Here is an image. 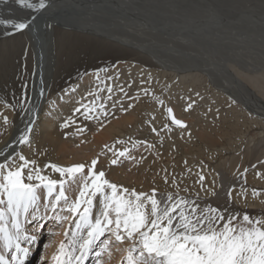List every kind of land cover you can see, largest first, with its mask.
Segmentation results:
<instances>
[{
    "label": "bare ground",
    "instance_id": "6f19581e",
    "mask_svg": "<svg viewBox=\"0 0 264 264\" xmlns=\"http://www.w3.org/2000/svg\"><path fill=\"white\" fill-rule=\"evenodd\" d=\"M249 18L255 22L254 26L249 24L247 20ZM2 19L28 23L29 27L20 32H14L11 25L0 24V44L8 41L9 38L24 36L21 42H24L23 45L28 44L27 47L31 50L33 67L27 90L24 87L23 73L19 78H14L13 87L8 89L2 87L0 105H9V113L14 114L13 123L11 124L10 120L8 124L11 128L0 141V151H4V156L0 157V163H3L4 159L14 151L24 150L25 153H29L37 145L46 147L50 144V153L46 156L53 157L52 153L55 154L64 146L62 136L66 127L61 125L66 120L63 117L69 116L81 105L93 108L96 105L111 104L116 98L107 99L110 95H114L112 90L120 95L125 91H131L127 96L135 91L138 93L137 96H140L146 93L143 87H152L156 90V94H159L161 85L165 87L170 80H184L189 76L203 80L207 86L210 85L209 81H213V75H216L215 79L221 76L226 86L224 82L217 85L234 86L233 89L231 88L233 94L236 93L233 99H236L238 103H231L232 99L231 102L229 101L231 105L228 104L227 113H222L220 116L223 123L219 128L213 127L212 120L205 122V132L199 138L204 140L203 146L197 144L198 149L212 145L217 140L215 134L230 136L243 131L248 127L243 120L248 119L253 125H264V120L261 119L264 118V96L257 91L261 79L253 77L252 72L250 76L249 72L245 73L242 70L248 69L249 65L245 57H256L258 64L264 68V0H48L47 6L40 10L21 8L15 0H8L7 4L4 0H0V20ZM212 21L222 26V38L219 36L216 24ZM64 28L73 29L89 37L94 36L96 40L91 43L93 44L91 46L90 43L74 44L71 50L61 53V61L57 63L58 45L66 42V31L62 32ZM252 31L254 33L249 36L247 32ZM230 40L234 43L237 41L239 44L236 45L240 47L229 45ZM223 47L228 50H223ZM225 51L226 57L234 60L225 58L230 62H219L212 60V56L209 57L212 53L220 52L221 54ZM202 58L205 59L202 60ZM121 61L125 64L121 65ZM191 70L196 72L192 73ZM259 70L258 66L254 71ZM2 77L6 79L7 76L2 75ZM201 80L197 82L201 83ZM208 87L215 89L213 85ZM12 89L13 91L10 92ZM167 101L165 100L163 106L158 107L159 109L155 107L148 109L149 114L144 118L146 122L155 119L158 123L162 122L161 125L164 126L163 116L165 109L168 108L167 104L170 103ZM120 105L127 115H121L118 121L124 122L125 129L129 133L135 130L141 132L149 130L150 127L146 126V122L143 124L138 122L139 114L133 109L134 106L130 108L125 100L121 101ZM245 107L260 116L246 114ZM157 110H161V116H151ZM179 112L180 109L177 111V116L181 115ZM236 112H241L243 118L237 117ZM129 117H136V123L132 126L126 125V122L130 121ZM70 119L79 120L75 115L70 116ZM239 120L245 126L244 128L238 126ZM29 121L33 122V131L29 134L30 143H14ZM82 123L87 122L82 121ZM117 127V122L112 121L106 125L103 133L94 136V141L106 139ZM194 128L195 126L189 128L191 136L198 138ZM167 130L174 136L182 128L169 125ZM9 145L11 147H6ZM65 150L66 145L62 151ZM107 157L108 154L101 157L105 162H102V159L99 160L96 171L103 170L107 174L106 162L109 160L106 159ZM244 159L245 156L240 155L237 162L234 161L236 164L234 168L241 166ZM71 165L73 164L69 166ZM50 172L54 179L59 176L58 173ZM110 172H117V170ZM85 174H87V168ZM205 177L209 181L206 187L214 189L215 178ZM173 180H176L174 176L167 181L163 179L155 184L145 180L146 188L153 185L162 189L173 188L169 183ZM249 181L257 185L264 184V177L256 179L253 175L250 176ZM141 182L144 183V181ZM196 183L194 181V184L189 187L206 194L205 191L202 192L201 185L197 186ZM232 193L233 199L239 206H244V200L249 199L243 191L236 190ZM76 194L77 187L73 185L69 195L74 199ZM161 194L158 192V198ZM262 196L260 194L255 197L258 200L249 203V208L247 205L244 207L255 217L264 215V205L259 202ZM42 205L43 199L40 214L51 217L53 215L51 210L44 209ZM64 215L68 213L65 212ZM62 224L60 227L52 219L32 221L29 217V222L25 224V234L37 236L36 241L31 244L37 245L36 242L40 241L46 232H50L51 228V234L48 235L50 237L46 239L51 241L50 243L46 241L44 249L48 254L40 257L38 263L46 261L45 264H51V257L57 251L59 243L65 239L64 230L69 227L66 221ZM38 225L42 226L34 232ZM54 227L59 228L55 231L59 233L51 236ZM121 244L122 248L124 245L126 248L125 243ZM21 246L29 248L30 252L33 251V246L27 240H22ZM90 259L89 255L85 264H88Z\"/></svg>",
    "mask_w": 264,
    "mask_h": 264
},
{
    "label": "snow or ice",
    "instance_id": "6c2138e0",
    "mask_svg": "<svg viewBox=\"0 0 264 264\" xmlns=\"http://www.w3.org/2000/svg\"><path fill=\"white\" fill-rule=\"evenodd\" d=\"M15 3L21 8L40 10L47 6L48 0H15ZM0 24L11 25L14 32L29 27L27 22L11 19H2ZM81 107L85 113L95 111L85 105ZM103 109L101 104L100 110ZM74 111L79 113L81 109ZM165 112L173 125L186 127L171 108ZM3 119L5 124L9 123L7 117ZM85 119L91 120L93 116L85 115ZM68 123L61 127H67ZM163 127L168 129L169 125L165 123ZM32 131L33 122L29 121L14 143L29 144ZM152 131L157 129L153 127ZM128 153V148L117 149L110 164L117 165ZM3 156L4 151H0V157ZM97 164V158L90 165L46 164L45 168L60 176L53 179L43 174L35 160L20 152L14 151L0 163V264H25L30 249L22 247L21 241L31 244L37 239L34 234H25L29 217L32 221L52 219L57 224L66 221L69 225L51 264H85L90 254L94 255L95 264H102L101 257L107 253L110 259L112 254V240L101 239L106 235L117 243L129 242L120 264H264V215L252 217L247 212L239 215L227 209L201 207L197 200L180 196L179 192L161 194L159 198L155 188L150 193L137 192L110 182L103 170H95ZM198 176L201 190L206 195H215L213 189L204 185V175ZM73 185L77 187L74 199L69 195ZM260 194V190L252 189L253 197ZM228 195L231 198V190ZM196 196L199 198V193ZM42 199L43 208L53 213L51 217L40 214Z\"/></svg>",
    "mask_w": 264,
    "mask_h": 264
},
{
    "label": "rangeland",
    "instance_id": "374dc122",
    "mask_svg": "<svg viewBox=\"0 0 264 264\" xmlns=\"http://www.w3.org/2000/svg\"><path fill=\"white\" fill-rule=\"evenodd\" d=\"M247 20L250 25H255L253 19L249 18ZM216 26L220 33L219 36L222 38V26H218L217 24ZM63 30L62 32L66 31L67 37L65 38V44L59 43L58 45L57 63L58 61H61V53L65 50H71L74 44L90 43L91 46L93 45L91 43L96 40V37L94 36L89 37L86 36V34L79 33L70 28H64ZM253 33V31L247 32L249 36H251ZM21 40H24V36H17L15 39L9 38L8 41L0 44V98L2 94V87L5 89L13 87L14 78H19L22 76V73L25 77L24 87L26 90L28 89L33 67L31 64L32 53L29 47H27L28 44L23 45L24 42L22 43ZM228 42H230L229 45L233 47H240V45H236L238 43L237 41L235 43L233 40ZM222 49L228 50L226 47H223ZM235 50L238 49L235 48ZM205 55L208 56L207 54ZM209 57H211L212 60L219 62L227 61L226 59L234 60L231 59V57H226V51L221 52V54L220 52L219 54L212 53V55L210 54ZM204 59L205 58H202V60ZM244 59L248 61L247 64L249 65L248 69L242 70L245 71V73L249 72L250 76L253 73V77L261 79H259L261 83H258L257 91L260 92L262 96H264L263 66L258 64L256 57H245ZM123 64H125V62L121 63V65ZM258 66L260 67V70L254 71L256 68H258ZM191 72H196V70H191ZM2 75H6V79L3 78ZM217 75L219 74L217 73ZM128 76H130V74ZM214 76L216 75L212 76L213 81H209L210 85L214 86V90L209 89L208 86L210 85L207 86L206 82L203 80L198 79L202 81L199 83L197 82L198 80L192 76H189L190 78L187 77L184 80H170V83H168V85L165 87L163 85L160 86L159 94H156V90L152 87H143V91L146 93L140 96H137L138 93L135 91H133L130 96H127L131 91H125L127 94L124 93L120 95L115 90H112L114 95H110L107 97V99L109 98L111 100L112 98H116L115 100H112L111 104H103L105 107V110L102 111L103 113H101V110H99L100 105L93 107L95 108V111L91 113H85L84 108L79 106L78 108L81 109L79 113L72 111L69 116L63 117L66 121H70L62 136V143L64 146L61 147V149L63 150L66 145L65 151H62L59 148V151H57L55 154L52 153L53 157L46 156L50 153L49 144L46 147L45 145H41L39 147L37 145L33 147L29 153H25L24 150H20L19 152L22 153L27 159L35 160L37 165L43 170V174L49 175L50 178H52L50 175V171L52 170L50 168H45L44 166L46 164L51 163L65 167L74 163L90 165L92 159L97 158L99 162L104 154H108V157L106 158L109 159L106 162V164H108L106 179H110V182L121 185L124 188L135 189L137 192L150 193L154 188L157 190V194L158 192H160V194L179 192L180 196L187 197L188 199L192 198L191 200H197L201 207L212 206L219 209H227L229 212L239 215L247 212L252 217H255L252 213H250V211H247V208L250 207L248 204L252 201L258 200L252 196V189L255 188L260 190L263 196L259 198V202L264 205V184H253L249 181V178L253 175L254 177L256 176V179L264 177V125H253L251 124L250 120L246 119V121H243L248 127L244 128L245 126H243V123L239 120L237 122L238 126L240 128L243 127V131L237 134H230V136L215 134L217 140L209 146L210 148L208 146H204L201 149L196 147L197 144L203 146L204 140H199V138H201L200 136H202L205 132V122L212 120L213 127L217 126V128H219L223 123V120L220 118V116H222V113H227L226 108H228L227 105L230 104L229 101L231 102L233 100L231 103L238 104L235 101L236 99H233L236 97V95H234L236 93L233 94L232 91L234 86L231 84H229L227 87L218 86L217 84L220 85V83L224 82V80L221 78V76L218 77L219 80L217 78L215 79ZM224 84L226 86L225 82ZM12 91L13 89L10 92ZM123 100H125L128 105H131V107L134 106L133 109H135L137 114H139L138 122L141 124L146 122L144 118L145 115L147 116L149 114V112H147L148 109L152 107H162L165 100H168L170 103L167 104V107L173 110L174 116L183 121L186 127L183 128L177 135L172 136L171 132H167L168 130L165 129L163 125H161L162 122L160 123L159 121L158 123L155 119H152L150 122H146V126L150 127L149 130H142V132L135 130L132 133H129V131L125 129L124 122L118 121L121 115H127L125 113L126 111L123 108H120V102ZM219 100L222 101V103H220ZM1 101L2 100H0V102ZM159 101H162L163 103L161 104ZM189 104L192 105L191 108L188 107ZM149 105L151 107H149ZM0 106H4L2 108L0 107V118H2L0 119L1 141L7 134V131L11 128V126L8 125L9 123H4L3 118L7 117L8 121L11 120L12 124V116L14 113H9V105ZM178 109H180V116H177ZM244 109L246 111L245 113L248 115L260 116L246 107ZM105 113L107 114L105 115ZM87 114L92 115L93 119H85V115ZM160 114H162L161 110H157L156 113L151 114V116H161ZM73 115H75L76 119L79 120H71L70 116ZM235 115L241 119L243 118L241 112H236ZM135 118L136 117H129L130 121H127L126 125L132 126L134 123H136ZM163 118L165 120L164 124L167 123L168 125H173L170 119L167 118L166 112ZM261 119L264 120V118ZM82 121L87 123H82ZM112 121L117 122L118 124L117 129L112 131V135H109L104 140L98 139L99 141H94V136H97L101 132L103 133L106 125H109ZM88 124L89 127H87ZM141 124H139V126H141ZM191 126H195V134L199 136L198 138L196 137L197 140H195L196 138L194 136H191V131L189 129ZM153 127L157 129V132L152 131ZM81 128L84 130L80 131ZM144 132L146 133L144 134ZM134 142L135 147H133ZM124 148H128V155L126 157L120 158V162L117 165H111L110 161L115 158L114 152L117 149L123 150ZM176 149L178 150L177 152L175 151ZM130 152H132V154H130ZM242 154L245 156V159L242 161L243 163L241 166L234 168V166H236L234 161L237 162V159ZM102 162L105 161L102 159ZM111 170H117V172H110ZM245 170L247 171L245 172ZM257 173H260V175L258 176ZM198 174H202L204 177L212 176L215 178L213 181L214 189L212 188L215 191V195L209 196L189 187L190 185L194 184V181L197 182L199 179ZM173 176L176 179L175 184H173V181L169 182L171 184L170 186H173V188L169 187L162 189L154 185L152 187L146 188V182H152L155 184L165 178L170 179ZM55 179H60V176ZM141 181H144V183ZM207 182L209 181H207L205 177V186L207 185ZM196 185L198 186L201 184L196 183ZM175 187L179 188V190H176ZM206 188L208 189V187ZM184 189H187V191H184ZM230 190L231 192L239 190L247 194L249 199L244 200V206L238 205V203L233 199V193L231 196L232 198H229L228 193ZM196 193H199V198H197ZM59 226L61 227V224H59ZM45 227L46 226H44V228ZM57 230H59V228L54 227L52 229L51 236L58 234L59 232L55 233ZM49 231L51 232V228ZM50 232H46L40 241L36 242L37 245L30 244L33 246V251L30 252L29 256L27 257L28 259L25 260V264L46 263V261L43 263L38 262L40 261V257L48 254L44 249L46 244L50 243L51 241L46 240L48 237H50L48 236ZM101 239L112 240L110 245V251L112 253L111 258L109 259L107 253H105L101 257L102 264H120L122 257L125 255V245L122 248L121 243L115 242L114 238L107 235ZM99 243L100 242L98 241L97 244ZM123 243L126 244V247L129 244L128 241H124ZM121 249L123 250L121 251ZM95 251H99V248H96ZM90 257L91 259L88 264H95L94 255L90 254Z\"/></svg>",
    "mask_w": 264,
    "mask_h": 264
},
{
    "label": "water",
    "instance_id": "95a60500",
    "mask_svg": "<svg viewBox=\"0 0 264 264\" xmlns=\"http://www.w3.org/2000/svg\"><path fill=\"white\" fill-rule=\"evenodd\" d=\"M174 115V114H173Z\"/></svg>",
    "mask_w": 264,
    "mask_h": 264
}]
</instances>
